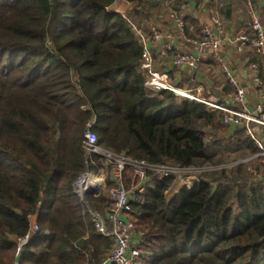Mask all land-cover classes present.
Here are the masks:
<instances>
[{
  "label": "trees",
  "instance_id": "obj_1",
  "mask_svg": "<svg viewBox=\"0 0 264 264\" xmlns=\"http://www.w3.org/2000/svg\"><path fill=\"white\" fill-rule=\"evenodd\" d=\"M115 1L0 0V264L104 263L112 243L82 218L72 189L87 171L93 116L97 144L116 155L209 168L174 192L173 178L151 179L143 202L130 201L141 251L133 264H264V158L221 112L145 88L133 27L151 0H120L133 4L125 16L108 10ZM131 178L126 168V187ZM85 202L102 214L111 207L104 194ZM31 217L37 231L16 256Z\"/></svg>",
  "mask_w": 264,
  "mask_h": 264
},
{
  "label": "built area",
  "instance_id": "obj_2",
  "mask_svg": "<svg viewBox=\"0 0 264 264\" xmlns=\"http://www.w3.org/2000/svg\"><path fill=\"white\" fill-rule=\"evenodd\" d=\"M163 2L169 7L168 17L177 37L188 42L190 47L198 53L204 54L208 52L213 54L218 69L233 88V100L236 108L221 104L213 99L212 96L203 95L199 83L193 76V73L201 66V54L180 53L174 50L171 32L162 34L155 27H151L149 34H146L142 27H133L141 48L140 70L145 75V88L153 92L166 90L177 97L201 103L206 107L221 112L223 114L222 123L232 128H244L247 136L253 140L259 150V156L264 158V143L255 135L253 129V126L264 128V86L259 79H256L257 89L262 94L259 103L253 112L250 113L245 107L243 90L218 54L219 46L225 40V24L217 10V0H207L208 22L201 24L198 37L190 38L187 34L184 13L170 8L173 0H163ZM245 4L249 15L248 26L251 36L239 33L231 38V42L237 46L239 51L248 49L254 56L260 58L264 72V25L255 9L254 3L251 0H245ZM152 46L156 48L160 58L169 59L174 67H179L189 72L187 86L181 87L172 83L167 72L154 69L151 54ZM251 68L257 71L258 65L253 63ZM95 125L96 118L94 116L85 124L83 150L87 171L73 182V194L81 204L82 218L90 222L94 232L109 239L112 243V248L103 264H133L139 259L141 251L139 245L140 236L136 233L133 222L125 216L126 213L131 212L130 201L138 204L143 202L142 195L151 179L173 178L177 187L192 186L194 183L199 182V174L209 168H185L169 164L151 165L144 161H136L125 156L116 155L97 144V138L93 131ZM89 166H94L98 169L91 171ZM126 168H130L132 171V178L128 187L123 182V173ZM106 178L112 185L107 190L105 189ZM88 194L93 197L104 194L111 203V207L103 214L94 211L85 202V197ZM30 219L31 226L27 236L17 240L16 256L19 254L21 246L32 238L37 231L35 217ZM87 237L88 232L84 235V238Z\"/></svg>",
  "mask_w": 264,
  "mask_h": 264
},
{
  "label": "crops",
  "instance_id": "obj_3",
  "mask_svg": "<svg viewBox=\"0 0 264 264\" xmlns=\"http://www.w3.org/2000/svg\"><path fill=\"white\" fill-rule=\"evenodd\" d=\"M178 1V0H177ZM185 4L181 7H174V2L170 8L179 10L184 13L187 25L188 37H198L200 34V27L202 23L208 22L209 12L206 0H182ZM255 9L264 25V0H251ZM118 3V4H117ZM150 16L147 19L142 18L141 26L146 34H149V29L155 27L156 30L162 34L171 32L173 35L172 46L174 50L180 53L201 54L202 63L193 76L199 83L201 91L204 96H212L221 104L236 108L233 100V88L228 84L225 76L218 69L215 57L211 53H198L193 50L188 42L177 37L175 29L169 20V7L165 5L163 0H151ZM182 3V2H181ZM118 5L120 10H112L111 7ZM133 8L132 3L117 0L110 7L109 11L119 13L125 16ZM217 8L225 24V40L219 46L218 54L221 56L225 64L228 66L231 74L241 87L244 93L245 107L249 112H253L254 108L260 101L261 91L257 89L256 79H258V71L251 68L253 60L260 61V58L254 56L250 50L245 49L239 51L237 46L231 42V38L239 33L250 31L249 29V15L246 6L242 0H217ZM228 13L224 16L223 10ZM222 10V13H221ZM224 10V11H225ZM151 54L153 57V65L156 71H165L169 74L172 83L184 87L187 86L189 72L174 67L169 59H162L159 57L154 46L151 47ZM256 135L264 143V135L260 132L261 128L253 126Z\"/></svg>",
  "mask_w": 264,
  "mask_h": 264
},
{
  "label": "bare ground",
  "instance_id": "obj_4",
  "mask_svg": "<svg viewBox=\"0 0 264 264\" xmlns=\"http://www.w3.org/2000/svg\"><path fill=\"white\" fill-rule=\"evenodd\" d=\"M118 4V3H117ZM114 5L111 7L112 10H120L121 8L118 5Z\"/></svg>",
  "mask_w": 264,
  "mask_h": 264
},
{
  "label": "rangeland",
  "instance_id": "obj_5",
  "mask_svg": "<svg viewBox=\"0 0 264 264\" xmlns=\"http://www.w3.org/2000/svg\"><path fill=\"white\" fill-rule=\"evenodd\" d=\"M107 179H105V181H106ZM176 187H177V185L176 184H173V188H172V191L174 192V190H176ZM106 189V188H105ZM107 190V189H106Z\"/></svg>",
  "mask_w": 264,
  "mask_h": 264
},
{
  "label": "water",
  "instance_id": "obj_6",
  "mask_svg": "<svg viewBox=\"0 0 264 264\" xmlns=\"http://www.w3.org/2000/svg\"><path fill=\"white\" fill-rule=\"evenodd\" d=\"M250 113H252V112H250Z\"/></svg>",
  "mask_w": 264,
  "mask_h": 264
}]
</instances>
